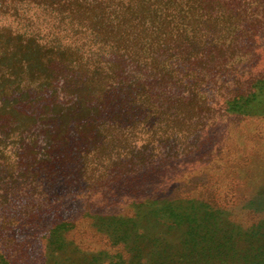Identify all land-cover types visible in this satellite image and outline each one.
Segmentation results:
<instances>
[{
    "label": "trees",
    "instance_id": "16d2710c",
    "mask_svg": "<svg viewBox=\"0 0 264 264\" xmlns=\"http://www.w3.org/2000/svg\"><path fill=\"white\" fill-rule=\"evenodd\" d=\"M5 15L17 26L0 19V233L52 222L46 264L80 218L130 249L114 264H264V225L222 235L198 200L144 196L194 181L169 169L229 139L226 123L264 116V0H0ZM140 197L133 216L102 211ZM165 227L185 231L179 245Z\"/></svg>",
    "mask_w": 264,
    "mask_h": 264
},
{
    "label": "rangeland",
    "instance_id": "374dc122",
    "mask_svg": "<svg viewBox=\"0 0 264 264\" xmlns=\"http://www.w3.org/2000/svg\"><path fill=\"white\" fill-rule=\"evenodd\" d=\"M19 7L23 8L25 14L31 15V19L39 23L42 29L46 30L49 27L50 21L42 9L25 3L19 4ZM19 18L21 23L22 18L20 16ZM0 19L2 24L17 26L16 22L14 23L13 19L6 15L0 16ZM225 126L227 127L226 131L230 134L229 139L208 143L209 145L204 146L201 152L199 150L192 157L187 158V161H182V167H171L169 169L170 172L175 173L181 171L186 177L191 171L192 174L189 176L196 174V176H193L194 181L157 183L145 191L144 196L150 199L158 198L162 200L181 198L187 202L198 200V204L203 205L202 211H209L213 214V217L216 215L219 222H222L221 225L226 229L225 232L221 233L222 235L227 230L231 233L242 234L257 225H264V116L255 115L241 122H228ZM200 143L199 141L198 145ZM216 145L218 147H215ZM208 152H210V155L207 154ZM199 160H203L204 163L197 164L196 162ZM157 163L160 168H164L160 156L153 159V166ZM184 164L193 166V168L186 169ZM124 182L126 181H121L114 186H129V184H123ZM140 199L135 201L133 198H129L122 201L120 206L112 204L108 208L105 206L102 211L128 217L133 216L135 212L133 204L145 201L141 197ZM103 215L106 214L103 213ZM75 221L77 222L74 229L67 233L66 238L67 241L73 244L71 246L77 252L75 250L71 251L73 248L68 249L67 246L64 247L65 250L61 248L60 254H57V259H54L53 262L57 261L55 263L63 264L62 259L68 257L70 261L65 264H99L98 262L100 264H114L115 259L118 257L130 258V249L127 245L124 243L115 244L110 240L109 235L96 228L93 219L80 218ZM23 223L24 221L20 220L18 226L24 227ZM51 226L52 222L46 220L40 225L43 232L33 233V231H27V229H20L15 232L8 231L7 234L1 232L0 253H2L3 248L8 246V250L15 260L14 264H46L47 250L44 247L45 245L41 247L39 242L42 240L45 243V236L49 233ZM153 231L157 232L158 230L152 228ZM160 232H163L167 239L174 244L175 242L178 243L177 245L185 235L183 230L170 231L166 227L162 228ZM9 240L10 242H8ZM242 246L243 244L238 242L236 248L242 249ZM171 249L177 251L178 248L175 246ZM100 253L102 254L100 255ZM94 256H98V262L93 259ZM82 257H86L88 261H84ZM207 258L208 260L204 259L203 262L205 263L202 264L219 263L215 261L210 263V258H216L215 255ZM177 261L173 260L170 264H182ZM199 264L201 263L199 262Z\"/></svg>",
    "mask_w": 264,
    "mask_h": 264
}]
</instances>
